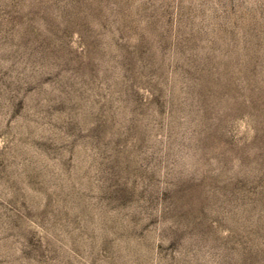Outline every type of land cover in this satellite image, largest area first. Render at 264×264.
<instances>
[{"label": "rangeland", "instance_id": "rangeland-1", "mask_svg": "<svg viewBox=\"0 0 264 264\" xmlns=\"http://www.w3.org/2000/svg\"><path fill=\"white\" fill-rule=\"evenodd\" d=\"M0 264H264V0H0Z\"/></svg>", "mask_w": 264, "mask_h": 264}]
</instances>
